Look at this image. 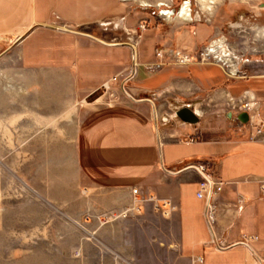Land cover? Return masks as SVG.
I'll return each mask as SVG.
<instances>
[{
  "label": "crops",
  "instance_id": "0c3cea01",
  "mask_svg": "<svg viewBox=\"0 0 264 264\" xmlns=\"http://www.w3.org/2000/svg\"><path fill=\"white\" fill-rule=\"evenodd\" d=\"M129 13L123 0H0V78L13 79L0 157L19 158L20 206L57 241L53 264H259L264 135L230 110L253 100L264 121V77L236 80L182 53L187 64L155 68L158 36L122 43L103 26ZM173 101L198 122L174 124ZM191 165L222 183L211 211Z\"/></svg>",
  "mask_w": 264,
  "mask_h": 264
},
{
  "label": "rangeland",
  "instance_id": "374dc122",
  "mask_svg": "<svg viewBox=\"0 0 264 264\" xmlns=\"http://www.w3.org/2000/svg\"><path fill=\"white\" fill-rule=\"evenodd\" d=\"M123 3L130 10L126 17L134 26L121 24L118 19L103 26L122 35V43H131L128 41L131 37L137 41L142 36V46L146 47L158 36L160 43L156 45V55L158 57L162 53L163 58L158 57L155 68L163 62H178L177 57L181 53L190 54L202 62L201 54L209 53L211 46L217 44L220 46L217 53H210L205 61L219 63L236 80L264 77V0H219L212 12H204L198 0H123ZM186 3L192 16L190 22L177 19ZM164 10L174 13V16H164ZM150 29L151 32L144 33ZM8 68L7 65L0 66V70ZM12 80L9 74L0 78L1 105L5 101L1 87L10 86ZM172 104L174 111L180 101ZM238 111L230 110L233 114L230 122L253 128L251 123L244 124L238 119ZM172 114L176 117L173 123L180 124L182 121L176 112ZM17 131L15 127L12 133L18 134ZM10 145L12 149L18 148L17 142ZM14 164L18 171L19 158L0 157V264H53V261H58L57 254L53 252L54 248L58 249V243L50 237L42 238L34 211L30 214L20 206L25 201V190L21 191L18 176L10 173L9 167ZM62 259L60 255L59 261Z\"/></svg>",
  "mask_w": 264,
  "mask_h": 264
},
{
  "label": "built area",
  "instance_id": "2783aa9c",
  "mask_svg": "<svg viewBox=\"0 0 264 264\" xmlns=\"http://www.w3.org/2000/svg\"><path fill=\"white\" fill-rule=\"evenodd\" d=\"M174 12V11H173ZM145 28V27H143ZM210 52L205 53V54H201V57L203 58L202 62H208L205 61L206 58L210 57ZM158 57L160 59L163 58L162 53L158 54ZM195 59V58H194ZM178 63L181 65H185L189 62V58L185 57V58H180L177 59ZM196 60V59H195ZM199 62H201L199 60ZM256 103L253 100H242L239 102L238 107L235 106L233 109L235 110H239L238 113H247L249 115V123H251V125L253 126V129L255 130L256 134L259 136L264 135V121L263 120H258L257 122H254L253 118L250 116V114L255 110L256 107ZM193 167H197L196 169H198L202 175H203V180L200 183V192L198 193V197L199 198H204L206 197L207 199V203H208V210L211 211L212 210V205H211V201H212V197L213 195L220 191L222 189V183H218L215 182L214 179L210 176L205 174V167L203 166H196V165H191ZM261 191L262 194L264 195V183L261 185ZM135 194H138V190L134 191ZM206 193V195H205ZM151 200H154V198H151ZM164 205H168L169 207L171 206V202L169 200L164 201ZM169 213V209L165 210V214L168 215ZM250 240L249 237L247 236H243V242L248 243ZM200 262L203 260L202 258L198 259ZM259 264H262L264 262V260L259 259Z\"/></svg>",
  "mask_w": 264,
  "mask_h": 264
},
{
  "label": "bare ground",
  "instance_id": "6f19581e",
  "mask_svg": "<svg viewBox=\"0 0 264 264\" xmlns=\"http://www.w3.org/2000/svg\"><path fill=\"white\" fill-rule=\"evenodd\" d=\"M199 1V4L200 6L202 7V10L204 12H212L213 9H214V6L217 4V2L219 0H198ZM143 6L145 7H148L149 5L147 3H142ZM162 6V5H160ZM164 16H167V17H172L174 16V13H171L169 11H166L164 10V12L162 13ZM177 19H181V20H184L186 22H190L192 21V16H191V13H190V7H189V4L186 3L180 13L178 14V17ZM216 48V49H215ZM220 48V46H218L217 44L216 45H212L211 48L209 49L210 53H217V49ZM229 55L226 54V57H228Z\"/></svg>",
  "mask_w": 264,
  "mask_h": 264
},
{
  "label": "water",
  "instance_id": "95a60500",
  "mask_svg": "<svg viewBox=\"0 0 264 264\" xmlns=\"http://www.w3.org/2000/svg\"><path fill=\"white\" fill-rule=\"evenodd\" d=\"M124 84H125V82L122 85V90L128 97L131 98V96L126 91ZM177 116L180 119H182L184 122H187V123L195 124L198 122V118L196 117L195 113L188 108H184V109L178 111ZM228 117H231V114L228 115ZM238 119L244 124L248 123L249 122V115L247 113H241L238 116ZM193 168H197V167H193Z\"/></svg>",
  "mask_w": 264,
  "mask_h": 264
}]
</instances>
